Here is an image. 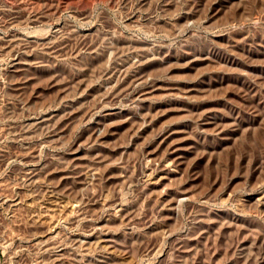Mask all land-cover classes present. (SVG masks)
I'll return each mask as SVG.
<instances>
[{"label":"rangeland","instance_id":"1","mask_svg":"<svg viewBox=\"0 0 264 264\" xmlns=\"http://www.w3.org/2000/svg\"><path fill=\"white\" fill-rule=\"evenodd\" d=\"M0 264H264V0H0Z\"/></svg>","mask_w":264,"mask_h":264},{"label":"bare ground","instance_id":"2","mask_svg":"<svg viewBox=\"0 0 264 264\" xmlns=\"http://www.w3.org/2000/svg\"><path fill=\"white\" fill-rule=\"evenodd\" d=\"M145 99V98H144ZM151 158V157H150ZM160 160H161V158H160ZM150 161H151V159H150ZM158 163H159V161H158ZM164 165V164H163ZM86 173V172H85ZM94 173V172H93ZM93 175V174H92ZM92 180V179H91ZM106 204V203H105ZM108 204V203H107Z\"/></svg>","mask_w":264,"mask_h":264}]
</instances>
